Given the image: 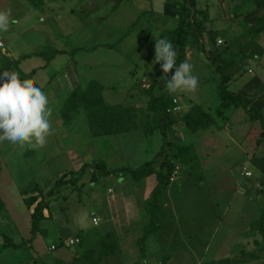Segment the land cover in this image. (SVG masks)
Here are the masks:
<instances>
[{
    "label": "rangeland",
    "instance_id": "1",
    "mask_svg": "<svg viewBox=\"0 0 264 264\" xmlns=\"http://www.w3.org/2000/svg\"><path fill=\"white\" fill-rule=\"evenodd\" d=\"M40 1L34 7L28 0H0V9L11 13L8 31L0 33V72L16 73L15 53L46 50L48 44L67 51L78 47V53L66 55L65 83L72 91L99 79L103 101L118 107L120 117L114 128L107 126L109 118L102 122L110 129L103 133L97 124L101 107L92 106L89 117L81 106L70 123L51 120L52 134L43 147L0 143V232L17 245L4 247L0 234V264H264V236L253 227L264 208V142L258 121L221 100L219 75L193 47L192 29L185 61L198 78L196 90L169 93L159 85L172 70L164 74L153 63L155 43L161 38L172 42L186 0ZM208 2L211 40L216 43L222 36L229 41V34L217 29L229 18H220L219 4ZM226 47L216 43L206 51L221 65ZM33 58L40 59H23L20 68L33 65ZM227 61L226 75L229 64L233 71L259 73L256 61L247 67L240 53ZM158 96L176 98L180 106L169 116L175 122L166 126L165 142L159 129L143 132L155 114L150 101ZM60 104L49 103L53 117L60 115ZM163 143L164 151L140 178L115 172L94 179L95 163L136 168L153 159ZM164 159L170 161V176L159 195L158 229L145 240L143 259L139 239L150 221L152 190ZM81 163H89L82 177L51 197L29 240L38 188L48 191ZM75 236L78 243L48 248Z\"/></svg>",
    "mask_w": 264,
    "mask_h": 264
},
{
    "label": "trees",
    "instance_id": "2",
    "mask_svg": "<svg viewBox=\"0 0 264 264\" xmlns=\"http://www.w3.org/2000/svg\"><path fill=\"white\" fill-rule=\"evenodd\" d=\"M33 6H41L42 2L39 0H28ZM208 20V14L206 10L197 9L194 4V0H187V6L184 12L180 15L177 21V25L173 32H171L172 37L171 40L173 42V46L176 49L178 55H177V64L185 61L186 57V47L188 42V33L192 29L198 39V43L200 45V50L203 53V55L210 61V63L213 65L214 70L219 75V96L221 100L226 104H231L234 106H240L247 116L255 121H258L259 126L261 128L260 134L262 136V141L264 142V117L261 112L258 111H252L248 107V105L241 99V97L235 93L234 91L230 90L227 85V75L225 74V66L228 63L226 58L221 57V65H218L215 63V61L209 57L207 54L206 48L204 47V44L201 40L202 35L205 31L204 24ZM80 48L74 47L70 51L62 50V49H55L51 46H46V50H41L36 53L37 56H40L44 59V61L47 63L49 62L56 54H74L76 51H78ZM28 55H24V57H27ZM219 56V55H218ZM14 69L16 70V74H18V77L21 81H28L32 83L34 86H36L32 80V74L35 69H33L29 73L22 72L17 67V61L14 60L13 62ZM175 69H172V72L170 76L173 74ZM169 76V78H170ZM160 86H166V81H160ZM103 88V85L99 83L95 79H90L84 88H81L79 85H77L67 96V98L62 103L59 111H60V117L64 124L70 123L73 120L74 113L83 106L87 110V114L89 117H91V113H89L90 108L94 105H98L102 109V113L97 118V124H99L100 128H102L103 133H107L110 131L109 128H112L113 125H117L119 122V109L118 107H115L114 105H107L101 95L100 92ZM172 99L165 98L164 96H158L154 97L150 101L149 108L151 110H154V116L153 119L146 123L143 132L145 134H151L155 129H159L162 135V138L165 142L166 140V126L174 123L172 119H170L171 112H167L166 108L169 107L172 104ZM157 106V107H156ZM163 112V115L159 113V111ZM109 120V123L107 124V129L105 128L106 125H101L102 122L106 123L107 119ZM184 123L190 127L193 128V126L190 124L188 119L185 117L183 119ZM114 128V127H113ZM92 131V129H91ZM94 132V131H92ZM165 149V143L161 145L160 151L156 154L153 159L142 163L136 168H130L126 166L116 167L113 169H107L104 166L103 161H99L92 165V171L94 179L99 178L101 176H106L113 174L115 172H126L129 173L134 178H140L143 176L146 172L150 171L152 169V164L155 161L157 157H159L162 152ZM89 163H83L79 169L77 170H71L70 176L68 178H65L62 176L59 180H57L52 187L46 191L41 192V189L38 188L40 198L36 201L31 217H30V238L31 240L33 237H35L37 230H38V224L40 220L44 217L43 211L48 208L50 199L53 195L59 194L60 187L67 184H75L84 174V171L86 167H88ZM170 161L168 159H164L161 163V168L164 169V171L160 170L157 173V183L155 187L152 190V207L153 211L150 213V221L146 228L143 230L142 235L139 239V248L142 251V258H145L144 255V249H145V240L151 236L154 235L158 229V217L160 215V201H159V195L161 191L163 190L166 182L169 180L170 176ZM262 192V191H261ZM24 202L28 204V200L24 199ZM258 230H260L261 234L264 236V208L261 211V215L258 219V221L254 225ZM0 234H2L0 232ZM4 238V247H17L16 244H14L12 241H5L7 239V236L5 234H2Z\"/></svg>",
    "mask_w": 264,
    "mask_h": 264
},
{
    "label": "crops",
    "instance_id": "3",
    "mask_svg": "<svg viewBox=\"0 0 264 264\" xmlns=\"http://www.w3.org/2000/svg\"><path fill=\"white\" fill-rule=\"evenodd\" d=\"M201 1L202 4L198 6L197 0H194L195 7L197 9H202L207 11L208 26H210V29L209 27L205 29L201 38L204 47L206 49L212 50L213 49L212 46H214V44L216 43L221 44L225 47L227 46L224 54L221 57L226 58L227 60L228 59L231 60V57L233 58L237 53H240L241 57H243L244 61H246L244 62V65L247 67H250L248 63L256 61L257 66L255 67V69L256 72L259 71V73L257 74L252 69L243 72L240 71L239 68H237L236 71H233V69L229 68L232 66V64H229V67L227 68V78H228L227 85L229 86L230 83L235 82L233 91L235 90L234 92L241 97V99L248 105L250 110L261 112L264 117V0H213L215 3L219 4L220 15H221L220 18H222L223 20L229 18L230 20L228 24L223 23L222 25L219 24L217 26L218 30H225L226 33L229 34L230 40L228 41L226 39H222V36H219L216 39V43H214L210 37V35L214 30H212V24L210 22L212 20V17L210 16L208 9L209 2L208 0H201ZM186 6H187V0H186ZM186 6L184 10L186 9ZM180 15L176 17V25ZM138 16L139 14L137 15L135 21H138ZM193 33L191 32V30L188 33L187 47L189 43V38L195 34ZM218 39H221L222 42L218 43L217 42ZM194 40L195 41L193 47L200 49V45L198 43V39L196 35ZM45 46H51L52 48L55 49H61L56 47L55 44L54 45L48 44ZM187 47L185 52L186 57H188V53H189V49ZM40 50L41 49L35 51L32 50L27 53H21V54L15 53L13 55V59L17 61V67L26 74L31 72L33 69H35L31 77L32 82L37 87H40L42 91L48 96L49 103L61 101V104L59 106L60 109L62 103L71 92V90L66 84L67 82L65 81L63 74L65 68H68L69 66L66 63L67 59L70 58L72 54L71 55L56 54L49 62L46 63L42 57L36 55V53L39 52ZM62 50H66V49H62ZM78 52L76 51L74 54ZM201 54L203 55L202 52ZM24 55H28V56L24 57ZM66 55L70 57H67ZM32 57H38L41 60L40 59L37 60L36 58H33L36 60L33 63V65H30L27 69H21L20 61L23 59H32ZM58 60L59 62L56 63ZM242 70L244 69L242 68ZM88 81H85L86 84ZM98 82L101 83V81ZM52 90L55 91L54 93L51 94L50 92ZM232 106L233 108L240 107L234 105ZM245 115L247 116L246 113ZM51 120L56 121V124L61 123L62 125H64L60 115L58 116V118L53 117L52 115Z\"/></svg>",
    "mask_w": 264,
    "mask_h": 264
},
{
    "label": "clouds",
    "instance_id": "4",
    "mask_svg": "<svg viewBox=\"0 0 264 264\" xmlns=\"http://www.w3.org/2000/svg\"><path fill=\"white\" fill-rule=\"evenodd\" d=\"M9 10L0 9V33L10 27ZM177 51L172 42L161 38L155 43L153 63H159L164 74L175 69L166 81L169 93L178 90L194 92L198 78L187 61L177 64ZM52 108L40 87L21 81L14 72H0V143L12 146L43 147L52 134Z\"/></svg>",
    "mask_w": 264,
    "mask_h": 264
},
{
    "label": "built area",
    "instance_id": "5",
    "mask_svg": "<svg viewBox=\"0 0 264 264\" xmlns=\"http://www.w3.org/2000/svg\"><path fill=\"white\" fill-rule=\"evenodd\" d=\"M217 42L221 43L222 40L218 39ZM3 47H4L3 42L0 40V49H3ZM179 109H180V106L177 104V99L172 98V104L166 108V111L171 112V113H175V112H178ZM244 174L249 175V171H244ZM92 220H93V222H97L96 217H92ZM78 242H79V238L75 236L74 238H69L66 240L59 241L56 244H51V245H49L48 248H49V250H51V249H54L55 246L59 245L60 243L65 244V245H69V244L78 243Z\"/></svg>",
    "mask_w": 264,
    "mask_h": 264
}]
</instances>
